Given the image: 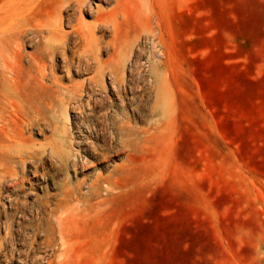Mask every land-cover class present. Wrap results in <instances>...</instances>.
Returning a JSON list of instances; mask_svg holds the SVG:
<instances>
[{
  "label": "rangeland",
  "instance_id": "374dc122",
  "mask_svg": "<svg viewBox=\"0 0 264 264\" xmlns=\"http://www.w3.org/2000/svg\"><path fill=\"white\" fill-rule=\"evenodd\" d=\"M122 6L96 59L23 37L0 264H264V0Z\"/></svg>",
  "mask_w": 264,
  "mask_h": 264
},
{
  "label": "bare ground",
  "instance_id": "6f19581e",
  "mask_svg": "<svg viewBox=\"0 0 264 264\" xmlns=\"http://www.w3.org/2000/svg\"><path fill=\"white\" fill-rule=\"evenodd\" d=\"M37 1L39 0H0V155L1 151H4L3 136L9 137L16 131L10 116H4L2 113L8 109L9 113L13 114L20 106V102L17 103L15 99V96L19 97L20 93L14 90H16L15 81L21 62L23 37L31 30L46 38V42L59 41V43H52L48 49L49 54L55 56L56 49L65 48L68 38L74 36L76 43L83 45L86 51L89 50L90 53L87 56L96 59L99 40L95 35V29L113 21V13L118 12L124 2V0H53V8H55L45 10L40 17L35 18L32 8ZM106 1L109 3L114 1L109 10H106L102 4ZM67 6H71L72 12L77 15V21L71 24V27L68 25L70 18L63 17V9ZM85 13L93 14V22H87L83 18ZM111 26L114 30L116 29V23L112 22ZM51 80L53 85L71 90V96L74 95L73 92L76 94V91L72 89L76 83L63 86L59 82L61 79L55 75ZM48 86L51 87V84ZM166 94L169 95V91ZM15 134L17 140H22L23 136L18 130ZM58 220L60 224H63V216L58 217Z\"/></svg>",
  "mask_w": 264,
  "mask_h": 264
}]
</instances>
